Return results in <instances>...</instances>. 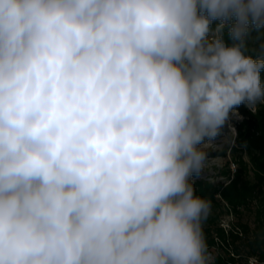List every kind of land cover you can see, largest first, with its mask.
<instances>
[{
    "label": "clouds",
    "instance_id": "obj_1",
    "mask_svg": "<svg viewBox=\"0 0 264 264\" xmlns=\"http://www.w3.org/2000/svg\"><path fill=\"white\" fill-rule=\"evenodd\" d=\"M262 72L264 0H0V264H216L192 177Z\"/></svg>",
    "mask_w": 264,
    "mask_h": 264
},
{
    "label": "trees",
    "instance_id": "obj_2",
    "mask_svg": "<svg viewBox=\"0 0 264 264\" xmlns=\"http://www.w3.org/2000/svg\"><path fill=\"white\" fill-rule=\"evenodd\" d=\"M261 77L264 80V72ZM237 112L238 117L230 120L236 130L235 143L227 148L230 160L219 172L225 179L211 184L205 180L193 183L197 194L211 197L212 211L225 208L235 219L224 229L218 223V214L211 212L204 222L216 264H248L249 257L264 264V107L253 114L240 105ZM226 136H230L227 126L215 141ZM208 155L209 159L214 158L218 150L208 149ZM241 211L252 212V229L241 222Z\"/></svg>",
    "mask_w": 264,
    "mask_h": 264
},
{
    "label": "rangeland",
    "instance_id": "obj_3",
    "mask_svg": "<svg viewBox=\"0 0 264 264\" xmlns=\"http://www.w3.org/2000/svg\"><path fill=\"white\" fill-rule=\"evenodd\" d=\"M230 136H226L220 141H213V143L216 145L215 148H212L213 150H218V155L216 157H219L222 160V164L219 167H213L211 170L205 169L199 176H193L192 180L197 181V180H205L209 181L211 178L215 177V182L217 183L219 181H223L225 178L222 177V175L219 174V172H222L224 169L225 164L230 160L229 156V150L227 149L231 145H228L225 143V139L229 138ZM221 152H224L225 155L222 156L220 155ZM214 157V158H216ZM213 159V158H210ZM232 168V166H231ZM215 214H218L219 216V225H229L231 222H235L234 216L231 215L230 212H227L225 208H221L219 210L211 211ZM241 222L247 223L250 228L252 229L254 227L253 225V214L251 211H241V216H240Z\"/></svg>",
    "mask_w": 264,
    "mask_h": 264
},
{
    "label": "built area",
    "instance_id": "obj_4",
    "mask_svg": "<svg viewBox=\"0 0 264 264\" xmlns=\"http://www.w3.org/2000/svg\"><path fill=\"white\" fill-rule=\"evenodd\" d=\"M220 226H221L222 228H224V229H227V228H228L227 225L220 224Z\"/></svg>",
    "mask_w": 264,
    "mask_h": 264
}]
</instances>
